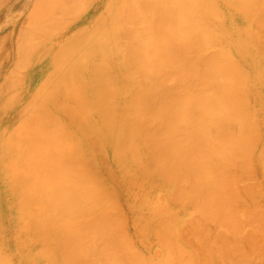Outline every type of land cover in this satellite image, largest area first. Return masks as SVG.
I'll return each mask as SVG.
<instances>
[{"label":"bare ground","instance_id":"obj_1","mask_svg":"<svg viewBox=\"0 0 264 264\" xmlns=\"http://www.w3.org/2000/svg\"><path fill=\"white\" fill-rule=\"evenodd\" d=\"M234 3L241 4L238 5L241 6V8L234 7L237 10H232V8L230 9V6ZM214 4L220 7L222 6L227 12L228 16H230L232 20H234L238 24H241L242 26H246L248 24V20H250V23H252L250 16L251 18L255 17L254 19L256 20V17L259 15L257 18L258 22L255 21L258 26L256 27L254 24L256 28L253 27L254 29H251L257 30L258 27L261 26L259 29L261 30L262 28V30H264V27H262L264 26V12H261L264 11L262 10L264 6H261L264 5V0H0V264H153L154 262L150 263V260L146 257V259L143 260L144 256L140 255L141 252H139V254L135 253L138 248L136 247V249L134 245H132L133 243L131 244V241L128 240L123 234L126 230H123L125 225H123L124 227L122 228V223L124 224L125 222L121 223V221L119 220L116 221L115 219H110V216H113L114 214L112 212L113 209H111L112 213H110L109 205L107 208V204H105V202L107 200L108 202L110 201V196L112 197L113 192L108 189L105 183L102 182L101 184V182H98L100 172L104 170V173L108 171H110L111 173L113 172L112 167L124 166L126 165L128 160L131 159V162H134L133 164L136 170H139L140 174L143 175V178L152 176L149 173L152 174V172H154L157 173V177L158 173H160L159 175L161 178L165 177L166 179H168V177H166L168 174L166 173L170 170L172 172L176 170L175 172L178 171L177 173L179 174V176L178 174H176V176L174 175L175 173H171L173 175H170L172 179L174 176L179 177L180 179V175H184V177H181L182 179L185 178V176H188L187 179L191 176L190 178H192V180L188 179L187 181V179H185L186 182H188V184L192 183L194 184V186L195 184H197V187H192V184H190L191 187L189 186V193H191L193 190L194 192L192 193H199L201 192L200 190H203L202 192L207 191L208 193L206 192V195H208L210 192L217 193L221 190V188H223L226 181L233 180L230 176L228 177L227 175V177L229 178L228 179L226 175L223 174L225 172L224 168H226V174L230 173V175H232L233 177V172L235 170H241V168L238 169L239 167L236 164L241 166L243 164L246 165L253 162L252 158L249 160L252 155H249L248 158V155H246L245 153L248 152L249 154L250 148L253 145L255 146V143L259 142L258 140L261 137L257 134V136L260 138L256 139L257 141L254 138L257 137L256 133L258 132V127H256L255 129V135L250 134V131L248 130L247 131L249 132V134L245 132V127L250 125L248 123H250L253 118H257L255 115H253V113L248 112L250 110L248 108V105L250 104L246 103L248 99L246 100V102L243 101L246 99V97L243 99V95L245 93L243 92V90L242 94L241 90L245 89V86L244 88L238 86L240 85V82L242 83L244 81V79L247 80L246 78H244L246 77V75H244L242 68H238L239 63L236 59L235 61L231 55H229L230 59H232L231 62L233 63L234 60V62H236L234 63V65L237 64L236 66H234L233 64L231 65V63L229 66H227L228 61H230L228 60L229 56H226V59L223 53L222 55L225 58H223V60L228 61L222 62L223 60L220 57L222 56L221 53H219L220 56H217V52L221 51L220 49L222 48H220L219 50L216 49L217 55L215 56L213 54V51H211L213 58L216 56L218 58L220 57L219 59H221L222 61H219L220 65L221 62L223 63L222 67L218 64V59V63L216 65V60L214 61L215 58L213 59L212 55L210 56V54H207V56H205V54L204 57L206 58L204 60V57L202 56L203 53L201 51L202 49L198 48L201 44H203V46H207L204 43H199L200 40L201 42H206V39H203L205 36L204 34H206L204 33V26H206V23L214 25L221 23V18H218V20L213 15L216 12V16L219 17V15H217V9L213 11L211 10L212 13L209 12V9H211ZM244 4L246 5L243 7ZM204 5H209L212 7H207L209 11H204ZM231 7H233V5ZM257 9L261 10H259V12H256L258 11ZM208 14H210L212 18L214 17V22L209 21L211 17ZM251 14H253V17ZM260 16L261 20H259ZM218 26L219 24L217 25V27ZM219 29L220 31L224 30H221V26ZM196 30H200V33L198 31L196 32ZM252 30L248 29L247 31L250 33ZM256 30L252 32L255 33ZM245 31L246 30H244V32ZM258 31L259 30H257V33H255L256 35H252L256 37L259 33ZM226 32H228V30ZM197 33L199 34L197 35ZM222 34L224 35V32ZM246 34L249 35V38L251 37V34ZM202 35L204 36L202 37ZM262 35L263 34H261V36ZM196 36H200V39ZM215 36L217 38L220 37H218L217 35ZM194 37H196L197 39ZM262 37V39H264V35ZM192 38L193 40L191 41ZM253 38L254 37L249 39H252L251 44L254 43ZM196 40H199V44ZM246 40L247 39H245V42ZM213 41H210V43H213ZM194 42L199 45L197 49ZM256 42L258 41L256 40ZM256 42L255 45H258L259 43L256 44ZM259 42L262 43V41ZM248 43H250V41ZM224 45L226 44L224 43ZM203 46L201 45L200 47ZM260 46H262V44ZM254 47L258 48L259 45ZM193 48H195L196 50ZM206 48L210 49V47H204L203 49ZM263 48L261 47L260 49L264 50ZM256 50L258 51V49ZM193 51H195L194 53L199 54L196 55L193 53ZM203 51L205 53V50ZM191 53L192 57L190 56ZM200 53L202 54L200 55ZM225 54L228 55L227 53ZM193 55L196 61H199L197 59L199 55L201 57H199V59L202 60L200 61V64H198L200 67L195 64L198 68L196 69V71L192 68L195 67L194 64H192L193 66L187 65L190 64V62H193L188 61L190 60V58H193ZM209 58H211L213 61H210ZM182 61L184 62V64L181 63ZM205 61L206 63L208 61L209 62L207 64H204ZM180 63L182 66L180 65ZM201 65H205V67L207 65L209 66L207 69V67L205 68L203 66L201 68ZM176 66L178 67L176 68L177 71L175 70L176 74H174V69ZM180 67H183L182 72H178V69H180ZM200 68L201 70H203L201 71L202 75L199 74ZM203 68L206 72H204ZM171 69L173 70V72H166L167 70L172 71ZM230 69H234L236 71V74L233 73L235 71L232 70L231 72ZM157 72L160 73L158 74ZM183 72L184 74L187 73V75L185 76L184 74H182ZM153 73L158 76L155 77ZM166 73L167 75L168 73L170 75L171 73H173L172 75L179 76V79L176 77L177 88L179 87L178 82H186L185 84L180 83L181 89L186 88V91L187 83L190 85L195 79L196 85H194V83L193 86L191 85L190 87L187 85L190 89L193 87L194 89L192 88L193 90H191L195 91V93H197V91L199 92L200 90L203 91L204 89L206 91L207 89L205 86L207 83L208 87H210L211 84L210 88L214 91L209 90L208 88L210 93H204H207V95H204L203 93H197L196 95L192 93L188 88V90L190 91L189 96V91H186L185 93V91H183V89H179V87L178 89L179 91H181L180 93L179 91H175L178 89L174 85L175 81H172L173 76L171 78V76L168 75L170 76V79H166ZM189 73H191L192 75ZM150 74H153L152 76H154V78L151 77L152 79H154L151 82L148 80L150 79L148 77ZM163 75H165L166 77H162ZM188 75L190 76V78L188 77ZM195 75H200L199 79L201 80L202 78V80L204 81L202 82L197 79L196 82L197 76ZM260 75H262V79H264V73L261 74L260 72L259 77H261ZM191 76L194 77V79ZM160 77L161 80L159 79ZM186 77L191 81L189 80V82H187L188 80ZM155 78H158L160 81L156 80ZM213 78H216L217 81H215L216 79L212 80ZM219 79H222L221 82L225 80L227 83L225 81L221 83ZM232 79H234V81H232ZM237 79H239V81ZM142 80H144L145 83ZM146 80H148V83L146 82ZM162 80L164 81L161 82ZM167 80H170L171 83L174 82V84L172 83L171 85L170 83H168L170 84L168 85ZM211 80L215 82L210 83ZM236 80L237 82H239V84H236ZM158 81L159 84L163 85V87L165 88H163L161 85L159 87V84L157 83ZM218 81L220 83H218ZM153 82H155L153 85H155L156 87L151 86L149 88L147 84L149 85V83L152 84ZM201 82H206V84L204 83V85ZM165 83L168 86H166ZM197 83L201 84L198 85ZM219 84H222V86H220ZM197 85L199 87L202 85V87H200V90ZM203 85L205 87L204 89H202ZM73 86L75 87L73 88ZM116 86L118 87L115 88ZM169 87H172L173 90ZM196 88L197 91L195 90ZM69 89L72 90L69 91ZM115 90H118L120 92L123 91L122 93H128L129 97H125L127 96V94H123L122 97L125 98H119L118 100V94ZM130 90H134V92L136 90L135 94L133 92L129 95ZM182 91L185 93V96H183ZM254 91H256V89H254ZM137 92H139L140 94H138ZM177 92H179V94H177ZM247 93L248 92H246L245 96L247 95ZM131 94L134 95L132 96ZM192 94H194L195 96ZM186 95L187 99H185ZM130 96H132V98ZM188 96L190 97V99L188 98ZM245 103L248 107L245 105ZM255 107H257V105H255ZM263 108L264 107H261L262 111H264ZM247 109L249 110L247 111ZM115 111L119 112V115L121 116L120 121H118L116 117H114L116 113ZM148 111L150 112L148 113ZM250 111H252V109ZM255 111L256 110H254V112ZM153 113H155V115L157 114V116L154 117ZM244 113H248V119L244 118ZM147 114H150V116H152L153 118H147ZM258 115L259 114H257V116ZM261 115L262 114L260 113V116ZM248 116L246 115V117ZM251 116L254 117L252 118ZM149 118H152V120H154V123L149 120ZM254 119L252 121H259L258 119ZM148 121H151L150 123H152V128L151 124L148 123ZM155 122L158 124L155 129H163L162 131L160 130L161 132L158 131L159 134H154L156 132V130L154 129V125L156 126ZM236 122H238L241 127H239ZM235 123L237 125V132L239 128L241 131V134L237 133V135L239 134L238 139L234 138V135L236 134L231 133V131H233V127H235L233 126V124L235 125ZM159 124H163V128L161 125V128H159ZM148 127L149 129H147ZM150 128L152 130L154 129L155 132H152ZM248 129L250 130L253 128L248 127ZM147 130H149V132L154 135H151L150 133L148 134ZM253 132L251 130V133ZM183 133L186 134L188 141L184 138H181ZM245 135L254 136V139L251 136L248 138L249 140L250 138L255 140L254 144H252L253 141H249L248 139H246ZM178 137L179 141L176 142L174 139ZM183 139L188 142L187 145H185L186 142H184ZM147 140L149 142H147ZM182 140L184 143L180 142ZM146 142L150 144V148H153L152 150L149 149L150 151L146 150L149 153H145L146 156L150 154L151 160H149V157L148 159H146L149 160V162L152 161L151 164L153 168L148 167L149 164L148 166H146L145 163L143 165V161L140 158L142 157V155L143 158L146 157L144 153H142L141 155L136 154V150L139 147L141 148V145L144 143L146 146ZM219 142H221L222 144H219ZM249 142H251V144ZM152 144L157 148L154 149L155 146L152 147ZM190 144L193 145L190 146ZM262 145L263 143L261 142V146ZM253 147L251 149H253ZM255 148L256 146L254 147V150ZM137 155H140V158ZM262 157L264 158V156ZM247 159L248 162L246 161ZM259 161H261V159ZM235 165L238 168H235ZM231 168L232 170L234 168L232 174L231 172H229L231 171ZM198 169L199 171H197ZM203 169H207V171H204ZM179 170H182L184 174L182 173V171H180V174ZM200 170L204 171L203 173H211L207 174L208 177L204 174L208 178H206L207 181H204L205 176L203 175V173H200ZM195 171L197 172V174L200 173L199 176L195 175ZM221 171L223 173H221ZM214 173H217V176ZM247 173L250 174V172L248 171ZM253 173L251 175H253ZM108 174L106 173L107 177ZM201 174L203 177L201 176ZM213 174L215 175V177ZM223 175H225V178H222ZM237 175H239V173ZM113 176L116 178L115 175ZM200 176L203 178V180ZM109 177L111 178V174ZM197 177L200 180H197ZM218 177L222 180H226L227 178L226 181L223 180L224 182H222V187H219V185L222 183L221 180H217ZM238 177H240V175ZM127 179L131 181V179ZM189 180L191 181L189 182ZM194 180L196 183H193ZM175 181L176 178L172 182ZM218 181L220 182L218 183ZM231 181H228V183L231 184ZM211 182L214 183V186H216L215 188H211L212 186H209L212 185ZM205 184L206 187L200 188V186H205ZM235 185L237 188V182H235ZM208 186L209 190L214 189L215 191H209ZM227 186L226 189H229V187L227 188ZM233 186H230V189ZM248 187L249 186L245 187L247 188L245 189L246 191L248 190ZM184 188L185 187L183 186V190ZM254 188L255 185L251 189ZM223 189L225 190V186ZM223 189L221 190L222 192H218L217 195H224L225 193L228 194V191H224ZM233 189L234 187L232 188V190ZM126 190H128V188ZM180 190L178 188L179 192H183L181 188ZM239 190L240 189H238V191ZM245 190L243 192H245ZM97 192L98 194H96ZM182 194L181 196H183ZM249 194L247 198H250L253 195L251 193V195L249 196ZM193 195L194 194H191V196ZM235 195H227L226 197L230 198L233 196L235 199ZM243 195L244 194H242V196ZM254 195H258V192ZM103 196H105L106 199H109H105V201ZM184 196L186 197V194ZM213 196L215 195L212 194L211 196H209L207 201H205L206 199H204L203 197L199 198V200L202 199L201 201H203V203L200 201L199 205H193H198L201 207H199L201 210H197V213L201 211V215L205 213L217 219L221 217L224 218L225 214H230V216H232L231 212H237L236 209L234 211H231L233 207L230 208V203H234L232 201L233 197L230 198V202L228 201L229 198L227 199L229 203L227 205V203H222L223 199H219L221 200V204L217 202L219 200L215 201L216 203L210 201L209 199L211 197V199H213ZM237 196L239 197L238 194ZM195 197L196 196L194 195L193 197H191V199ZM197 197H199V195ZM175 198L176 197H174V199ZM179 198H176L175 200L178 199L179 202ZM187 198L189 197H186L185 200H188ZM182 199H180V202ZM195 199L193 200L197 202L198 199ZM236 199V202H238V200H240V197L239 199ZM103 200L105 201L104 203ZM161 200L163 199L161 198ZM173 200L171 199L170 203ZM209 202H212L213 206L215 204V207L217 203L220 207L222 206V204L227 205L226 207L228 208H224L225 206H222L223 210H221L225 214L223 212L219 213L217 210L213 212L214 210L212 209H214V207L212 206V203H210L211 205L209 206H212L213 208L207 206ZM224 202L226 201L224 200ZM249 202L245 203L247 205V208H249ZM110 203L113 202L110 201ZM159 204L158 206L155 205L154 209L158 208L160 206ZM203 204L207 205L204 206ZM96 206H100L106 212H104L100 207H98L100 208V210L95 209ZM233 206L236 207V205ZM151 207L153 206L151 205L150 209ZM168 207L169 206H166V208ZM220 207L218 208L221 209ZM117 208L119 207L117 206ZM197 208L198 207H196V209ZM208 208L212 209L209 210ZM240 208L242 209V207ZM92 209L94 210V212ZM207 209L210 212H213V214L211 215L207 213ZM225 209L228 210L227 213ZM91 210L94 214L99 213V215L95 214V216L94 214H92ZM96 210H102L101 212L103 213L98 211L95 212ZM107 210L109 216L107 215ZM184 210L186 211V209ZM229 210L231 212H229ZM158 211L156 214L159 216L160 213ZM164 211L162 212L165 213L166 211ZM244 211L245 210H243V212ZM249 211L250 210L246 212ZM154 212L156 211L154 210ZM216 212L218 213V217L214 216L216 215L214 214ZM253 213L255 214V212ZM219 214H221L220 217ZM238 214L236 215L237 217L234 216L235 214L233 215V217L237 219ZM254 214L251 215L250 212L248 217L250 218V215L254 216ZM157 215H155L154 217L156 218ZM163 216L165 218L167 217L164 214ZM163 216H161L160 218H163ZM230 216H226L227 222L229 218L231 219ZM114 218L116 217L114 216ZM165 218H163V220ZM204 218L200 219L203 220ZM246 218L245 222H247ZM168 219L169 221L171 220L169 217ZM200 219L196 218L197 221H199ZM155 220H152L150 224H152ZM196 220H194L193 218V220L190 219L188 222L192 221L193 225H191L194 226V222H196L195 225L198 223ZM213 220L215 221V219ZM241 220L242 218L239 221ZM164 221L165 222L162 221V224L165 223L163 225L169 227L165 228L166 230H164L167 232L170 229L171 232L172 230L170 224L172 220L170 222L168 221V225L166 224V220ZM222 221H224V219H221L220 223H222ZM157 222H159L160 224V221ZM206 222L207 221H205V224ZM229 222L234 221L232 220ZM229 222L226 224L227 226H230L232 224L231 223L229 225ZM220 223L217 224L220 225ZM224 223L225 222H223V224ZM236 223H238V225H241L238 221ZM199 224L201 226V223H198L197 225L199 226ZM139 225L141 226V224ZM187 225L188 227H190L189 224L184 225L185 229L183 232H193V229L191 228L192 226L188 228ZM232 225L235 224L233 223ZM157 226L158 224L156 225V227ZM200 226L199 228H203ZM231 227L235 228L237 226H230V229ZM240 227H242V225ZM162 228L163 227L159 229ZM122 230L123 233H121ZM195 230L196 232L191 233L193 237L191 236V234L187 233L188 237L186 238L185 234L184 237L188 240V242L189 240H192V238L195 241H191L189 242V244L187 242L188 245H186L189 246L190 243L191 245L192 243H199L197 244L198 248L194 247L195 250L197 248V251L201 250L200 247L202 246L204 248L205 243H207V246L209 247L210 245L207 240H209L211 235L206 240V236L200 235V233L203 230L201 234H206L210 229H206L207 231L205 232V228L197 230L196 226V229H194V231ZM233 231L235 232L237 231V229H233ZM233 231L231 232L233 233ZM221 232L223 231H220V233ZM153 233L155 234V232ZM195 233H199V237L197 235V237L194 238V236H196ZM220 233L218 232V236H220V238H217V235L214 233L215 238L218 239V242L221 241L219 239L223 238V241H221V243H225V240L228 237H224L225 233L223 234V237H221V235H219ZM238 233H240V231ZM252 233L253 232H251L250 234L253 235ZM120 234L121 236L119 237ZM166 234L168 235V232ZM206 235L208 236L209 233ZM241 235L239 236L241 237ZM122 236L125 238H123ZM169 236L171 237L172 234L166 236L170 240L171 238ZM173 236L172 240H175ZM179 236L181 237L182 235ZM234 236L233 241L235 239L237 240V238ZM189 237L192 238L190 239ZM201 237L202 239H204L205 237V240H202ZM128 238L130 239V237ZM161 238L160 240H162ZM185 238L184 240H182L183 244L186 243ZM217 239H213L212 237L211 240L210 238V244H212V242L215 240L216 246L218 248H220L221 246L220 249L225 248V252L233 248L232 245L230 248H227L229 247L227 245L225 247H222L223 245H221L220 242V246H218L219 244H217ZM169 240L167 241L169 242ZM252 240L250 241L249 239H247V241H250V243L252 242ZM203 241L204 245L201 244L203 243ZM241 241L242 240H239V243L238 241L234 242L242 244L243 241ZM141 243L143 244V242ZM170 243L172 242H169V245L171 246ZM214 243L213 245H215ZM257 243L259 244V242ZM166 244L167 242H165L164 245ZM172 244H175V242ZM245 244L247 245V243ZM213 245H211L212 250L214 249V247H212ZM228 245L230 244L228 243ZM172 246L174 247V251L175 249H178L177 245L176 247L175 245ZM207 246H205V248L209 249L210 247L208 248ZM248 246H250V244ZM173 247H170L169 251H171ZM217 247H215V249L213 250V252L216 250L218 254L217 257L216 254H212L214 257H216V259H219L218 257L221 258V256L225 257L223 255L226 254V258L230 259L231 255L235 256L234 254L242 252L240 251V249L238 250V248L234 246L235 249L233 248L231 253L236 251L235 253L228 255V253H223L221 250V253H223L222 255L220 254V249H217ZM7 248L10 252L9 255L6 254ZM211 248L209 249L210 252L207 251V253H212ZM251 249H253V247H251ZM178 250L175 251V254H172L176 255L178 253ZM197 251L195 253H197ZM204 251L205 249L203 250V253ZM201 252L202 251L198 252L195 255V260H198L199 256L197 255L199 253L203 255V253ZM207 253L205 252V254ZM180 254H182L183 256V252H181ZM237 254L235 256V259L233 258L234 260H236ZM212 255H203V258L204 256L209 258L212 257ZM242 255L245 256L246 254L243 253ZM177 256L174 257L177 258ZM246 256L248 257L249 255ZM262 256H264V254ZM214 257L211 258L213 263L210 258L206 259V261H211V264L217 263L216 261H218L217 264H219L220 262H222L221 260H224V262L225 260L229 261L226 258L216 260ZM242 257H238L239 261L244 258ZM181 258L182 257L180 255V258L178 257V259H175V262L177 260L179 262ZM248 258H246L245 260H247ZM185 259L186 258L184 257V260ZM251 259H249V261H252ZM146 260H148L149 262H146ZM257 261L258 260H256L255 262ZM175 262L173 263L175 264ZM236 262L238 261L236 260ZM239 263L243 264L242 262ZM200 264H202V262ZM205 264H210V262H206ZM250 264H252V262Z\"/></svg>","mask_w":264,"mask_h":264},{"label":"rangeland","instance_id":"obj_2","mask_svg":"<svg viewBox=\"0 0 264 264\" xmlns=\"http://www.w3.org/2000/svg\"><path fill=\"white\" fill-rule=\"evenodd\" d=\"M236 3H234V4H232L233 5V7H231L230 6V9L232 8V10L234 9V10H237V9H235L236 7H240L241 8V6H238V5H241V4H236ZM246 4H244L243 5V7L245 6ZM262 7L264 6V5H261ZM211 8L212 6H206V5H204V11H206V10H208V8ZM235 7V8H234ZM242 7V8H243ZM219 8V9H218ZM217 9V10H216ZM210 10V11H209ZM208 11L209 12H211L212 13V11L213 10H216L217 11V15H219V17L218 16H216V12L213 14L214 15V17H216L217 19L218 18H221V23H218L219 24V26L217 27V25L218 24H216V25H214V24H210V23H206V26H204V33H206V34H204V35H202V37L204 36V38L203 39H206L205 41L206 42H204V41H202L201 42V40L199 41V40H196L197 41V43H198V41H199V43L201 44V43H204V44H206L207 46H203V44H201L203 47H200L199 45H197L195 42H194V44L196 45V49H197V47L199 48V49H202L201 51H202V53H200V55L202 54V56L204 57V55L205 56H207V54H210V56L212 55V53H211V51H213V54H214V56L215 55H217V53H218V55L217 56H220V54L219 53H221V55H222V53H223V55L225 56V58L227 59V57L229 56V55H231L233 58H234V60L236 59L237 60V62L240 64H238V68H242V70H243V73H244V75H246V77H244V78H246L247 80H245L244 79V81L241 83L240 82V85H238L239 87H243L244 88V86H245V89H240L241 90V92L243 91L245 94H246V92H248L247 93V95L245 96V94L243 95V99L246 97V99L245 100H243L244 102H246V100L248 99V101H250V102H246V103H248V104H250V105H248L247 106V104L245 103V105L251 110L252 109V111H250L249 109H247V111L248 112H251V113H253V115H255L257 118H255L256 120L258 119L259 121H252L254 118V116L252 117V118H250V119H252L251 121H250V123H248V124H250L249 126H246L245 128V132L247 133V134H249V132L248 131H250V134H254L255 135V133H256V127H258L257 129H258V132L256 133V136H257V134L261 137H254V136H251L252 138L254 137L255 138V140L256 139H258V138H260L258 141L259 142H257V143H255L256 145V148H255V150H254V147H253V149H251L250 148V150H249V154H248V152H246L245 154L246 155H248V158H249V155L251 156L252 155V157H250L249 158V160L252 158V163H248V164H243V165H238V164H236L235 166V168H238V169H240L241 168V170L239 171L238 169V171H234V168H233V170H232V168H231V171H229V172H231V174H232V171H234L233 173H234V176L232 177V175H230V173L229 174H226V168H224V173L221 171V173H223V174H225L226 175V177H227V175H228V177L230 176L233 180V183H232V181L231 180H228V181H231L230 183L231 184H229L228 183V181H226L227 180V178H226V180L225 179H223L224 181H226L225 183H227L228 184V186H227V184H225L224 183V186H225V190L226 191H228V194H226L224 191V186H223V183L222 182H224L222 179H219V177L217 178V180L219 179V180H221V183L222 184H220L219 185V187L222 185L223 186V188H221V190L223 189L224 191V193L226 194V196L227 195H232L233 194V196L235 195V199L236 198H238L239 199V197H240V200H238V202H236V200L234 199V197H233V199H232V201L234 202V203H230V208H232L231 209V211L233 210H237V212H235V213H233V212H231L230 210H229V212H231V214H232V216H230V214L229 215H227V214H225L223 211H221V210H223V207L222 206H225L224 208H228V207H226L229 203H228V201L229 200H231L230 198H232V197H226L225 196V194L224 195H222V194H219V195H217V193L218 192H222L221 190L220 191H218L217 193L216 192H210L208 195H206V192L204 191V192H202L203 190H200L201 192H197V193H192V192H194V190L191 192V193H189L190 192V187H191V185L190 184H192V183H190V184H188V182H186V180L185 179H187V177L185 176V178H181L182 176L184 177V175H180L181 177H180V179H179V177H176L177 175L176 174H178L177 172H175L174 170V172H172L171 170L169 171V172H165L166 174H168L166 177H168V179H166L165 177H160V173H158V177H157V173H154V172H152V174L151 173H149L150 175H152V176H149L148 178H146V177H144L143 178V175H141L140 174V172H139V170L137 171L136 170V168H135V166H134V162H131V159H129L128 160V162L126 163V165H124V166H114V167H112V170H113V172H111L110 173V171H108V172H106L107 174H108V177H107V175H106V173H104L105 171L104 170H102V172H100V175H99V177H98V182H101V184H102V182L103 183H105V185H107V187H108V189L111 191V192H113V194H112V197L110 196V201L111 202H113V203H110V201L108 202V200L107 199H109V198H105V196H103V198H104V200L106 201H104L103 200V203L105 202V204H107L106 206H107V208H108V205H109V212L110 213H114L113 214V216H110V219H112V220H116V221H121V223L122 222H125L124 224L122 223V228L124 227L123 225H125V227H124V229L123 230H126V231H124V233H123V230L121 231V233H123L124 235H125V237L128 239V240H130L131 241V244L132 245H134V247L137 249V251L135 252V253H137V254H139V252H141L140 253V255L141 256H144V258H143V260H145L146 258L147 259H149L150 260V263L152 262H154L153 264H174L173 262H175V259H178V257L180 258V255H181V260H179V262H178V260L175 262V264L177 263V264H200L201 262H202V264H205L206 262H210V264H211V258H213L214 256V254H216V257H217V252H216V250L213 252V250L215 249V247H217L216 246V241H215V243H214V241L212 242V244H210V238H211V240H212V237H213V239H217L218 237L220 238V236H218V232L220 233V231H223V232H221L219 235H221V237H223V234L225 235L224 237L225 238H227L226 240H225V243H221V241H223L222 239H219V240H221V241H219L220 243H221V245H223L222 247H225L226 245L227 246H229V247H227V248H230L231 247V245L233 246V248L235 249V247L236 248H238V250L240 249V251H242L243 253H245L246 255H249L248 257L246 256V258H248L247 260H245L246 258H245V256H243L242 254V252H239L238 254L239 255H241V256H239L237 253V258H236V260L238 261V262H236V260H234L235 259V256H236V254H234L235 256H232L231 254H233V253H235V252H232L231 253V251H232V249L230 250L229 249V251L227 250L226 252L224 251L225 250V248H223V249H220L221 248V246H220V244H219V242H218V239H217V244H219L218 246H220V248H218L217 247V249H220V254H222L223 255V253L225 252V253H228V255H231L230 256V259H228V258H226V256H227V254L226 255H223V256H225V257H222L221 256V258L223 259H228L229 261H227V260H225V262H224V260H221V258L220 257H218L219 259H216V257H214L216 260H221L222 262H220L221 264H230V263H232V264H234V263H236V264H240L239 262H242L243 264H244V261H245V264L246 263H248V264H250L251 262H252V264H264V256H262L263 254H264V250H263V248H264V241H262V240H264V158L262 157V156H264V152H263V149H264V114H263V112L264 111H262V109H261V107H264V79H262V75H260L261 77H259V74H260V72H261V74H263L264 73V50H261L260 48L262 47L263 48V40L264 39H262L263 37V35H264V30H262V28H261V30L259 29L261 26H259L258 27V29L257 30H259L258 32V35L255 37V36H253L252 34H255V33H257V30H256V32L255 33H253L252 31H255V30H252L251 28H256L257 26H258V24L256 23V22H258L257 20V18H258V16L256 17V20L254 19V18H251V16H250V19H251V21H252V23H250V20H248V24L246 25V26H242L241 24H238V23H236L234 20H232L231 18H230V16H228V14H227V12L225 11V9L221 6H217V5H215L214 4V6L211 8V9H209ZM212 10V11H211ZM221 10V11H220ZM258 10V9H257ZM259 10H261V9H259ZM259 10L258 11H256V12H259ZM262 10H264V8L262 9ZM261 12H264V11H261ZM260 12V13H261ZM207 13V12H206ZM210 13V14H211ZM210 14H208L210 17H211V19L209 20V21H211V22H214L213 20H214V17L212 18V16L210 15ZM223 14H225V15H223ZM257 14H259V13H257ZM252 15V17H253V14H251ZM262 15V14H261ZM224 18H226V19H224ZM253 19V20H252ZM219 20V19H218ZM259 20H261V16L259 17ZM217 21V20H216ZM256 21V22H255ZM231 23V24H230ZM226 24V25H225ZM254 24H255V26H254ZM249 25H251V26H249ZM210 26V27H209ZM212 26H214V27H212ZM220 26H221V30L222 29H224V30H222V31H220ZM231 26V27H230ZM218 29H217V28ZM227 27V28H226ZM237 27V28H236ZM262 27H264V26H262ZM207 28H210V29H207ZM216 28V29H215ZM226 28V29H225ZM234 28V29H233ZM253 28V29H254ZM215 29V30H214ZM239 29V30H238ZM242 29V30H241ZM252 30L250 33L247 31V30ZM211 30V31H210ZM228 30V32H226ZM244 30H246L245 32L246 33H248V34H251V37L250 38H252V37H254L253 39L255 40H253V42L254 43H252L251 44V41H252V39L251 40H249L250 38H249V35H247L245 32H244ZM198 30H196V32H197ZM234 31V32H233ZM199 33H200V30L198 31ZM210 32H212V33H210ZM224 32V35L222 34ZM237 32V33H236ZM240 32H241V34H240ZM199 33H197V35L199 34ZM215 33V34H214ZM230 33V34H229ZM263 34L262 36H261V34ZM238 34V35H237ZM196 35V34H195ZM214 35V36H213ZM215 35H217L219 38H217ZM224 37H223V36ZM226 35V36H225ZM256 35V34H255ZM201 36V35H200ZM200 36L198 37V36H196L197 38H199L200 39ZM222 36V37H221ZM240 36H244L243 38L242 37H240ZM260 36V37H259ZM196 37H194V38H196ZM215 37H216V39H215ZM226 37V38H225ZM234 37H236V38H234ZM196 38V39H197ZM224 38V39H223ZM234 38V39H233ZM256 38V39H255ZM215 39V40H214ZM218 39H220V40H218ZM226 39H227V42H226ZM230 39H232V40H230ZM245 39H247L246 40V42H245ZM262 39V40H261ZM193 40V38L191 39V41ZM214 40V41H213ZM236 40V41H235ZM256 40L258 41V42H256ZM210 41L212 42L213 41V43H210ZM220 43H218V42ZM235 41V42H234ZM250 41V43H248ZM259 41H262V43L261 42H259ZM217 42V43H216ZM230 42V43H229ZM238 42V43H237ZM243 44H242V43ZM255 42H256V44L257 43H259L258 45H259V47L258 48H255L254 46H258V45H255ZM192 43V42H191ZM198 43V44H199ZM224 43L226 44V45H224ZM237 43V44H236ZM246 43V44H245ZM262 44V46H260L261 44ZM213 44V45H212ZM232 44V45H231ZM194 45V46H195ZM212 45V46H211ZM221 45V46H220ZM240 45H242V46H240ZM214 46H215V48H214ZM220 46V47H219ZM240 46V47H239ZM204 47H210V49H203ZM213 47V48H212ZM227 47V48H226ZM212 48V49H211ZM220 48H222V49H220ZM238 48V49H237ZM193 49H195V48H193ZM195 49V50H196ZM198 49V50H199ZM216 49H220L221 51H219V52H217L216 53ZM226 49H227V51H226ZM228 49H230V50H228ZM256 49H258V51L256 50ZM264 49V48H263ZM203 50H205V53H204V51ZM214 50H215V52H214ZM217 50V51H218ZM223 50V51H222ZM239 50V51H238ZM244 50V51H243ZM256 50V51H255ZM231 51V52H230ZM241 51H242V53H241ZM248 51V52H247ZM195 51H193V53H194ZM198 52V51H197ZM208 52V53H207ZM210 52V53H209ZM254 52V53H253ZM225 53H227L228 55H226ZM249 53V54H248ZM194 54H196V53H194ZM199 53H197L196 55H198ZM238 54V55H237ZM240 54H242V55H240ZM251 54V55H250ZM200 55L198 56V60L199 61H196V59L194 58V55H193V58L191 59L190 58V60H188V61H193V62H190V64H187V65H191V66H193L192 64H196V65H198V64H200V61H202L201 59H199V57H200ZM223 55L222 56H220L221 57V59L223 60ZM244 55V56H243ZM191 57H192V53H191V55H190ZM214 57L213 58V55H212V58L214 59V61L216 62V65H217V63L220 65V61L219 60H221V59H219L218 57ZM227 56V57H226ZM202 57V58H203ZM258 57V58H257ZM201 58V57H200ZM205 58L206 57H204V60H205ZM224 58V59H225ZM229 59L228 60H230V61H228V60H221L222 62H224V61H228V63H227V66H229L230 65V63H231V65L233 64L234 65V63H236V62H234V60H233V63L231 62V60L232 59H230V56L228 57ZM244 58V59H243ZM256 58V59H255ZM210 59V61H213L211 58H209ZM217 59H218V62H217ZM255 59V60H254ZM208 60V59H207ZM206 60V61H207ZM235 60V61H236ZM239 60V61H238ZM194 61H195V63H194ZM206 61H205V63L204 64H207L206 63ZM199 62V63H198ZM221 62V67H222V63ZM243 62V63H242ZM247 62V63H246ZM257 62V63H256ZM182 64H184V62L182 61L181 62ZM181 63H180V65H181ZM213 63V62H212ZM250 63H251V65H250ZM255 64V65H254ZM178 65V64H177ZM179 65V66H180ZM196 65H195V67H192L193 68V70L195 69V71H196V69H198L197 67H196ZM209 65H210V63H209ZM209 65H207L206 67H207V69H208V66ZM237 64H235L234 66H236ZM254 65V66H253ZM182 66V65H181ZM184 66V65H183ZM199 66V65H198ZM202 66L203 67H205V65H201V68H202ZM224 66H225V64H224ZM233 66V67H234ZM178 66H176L175 67V69H174V74H176L175 73V70L177 71V68ZM200 67V66H199ZM205 67V68H206ZM174 68V67H173ZM172 68V69H173ZM183 68V67H182ZM181 67H180V69H178V72H182L183 71V69H182ZM201 68H200V75H202V73H201V71H203V70H201ZM228 68H230V67H228ZM232 68V67H231ZM259 68V69H258ZM171 69V70H172ZM204 69V68H203ZM169 70V69H168ZM166 71V72H173V70L172 71ZM192 70V71H193ZM233 71H235L234 69H232ZM232 70L230 69V71L232 72ZM229 71V70H228ZM263 71V72H262ZM198 72V71H197ZM204 72H206L205 71V69H204ZM156 73V72H155ZM158 73V72H157ZM160 73V72H159ZM158 73V74H159ZM164 73V72H163ZM186 73V72H185ZM233 73H235L236 74V71L235 72H233ZM257 73H258V75H257ZM154 74V73H153ZM153 74H150L148 77L150 78V79H148L150 82L152 81V80H154V79H152L151 77H153L154 78V76L155 77H157L158 75H155L154 74V76H152ZM162 74V73H161ZM165 74V73H164ZM173 73H171V75L168 73V75H170L171 76V78H172V76H173V80L172 81H175V84H174V82H172L174 85H175V87L177 88V84H176V77L178 78L179 76H175V75H172ZM178 74V73H177ZM182 74H184V72L182 73ZM181 74V75H182ZM189 74H191V73H189ZM232 74V73H231ZM235 74H233V75H235ZM166 75H167V73H166ZM167 75V77L165 76V75H163L162 77H166V79L167 78H169L170 76H168ZM180 75V74H179ZM185 76L187 75V73L186 74H184ZM192 75V74H191ZM199 75V76H200ZM195 76H197V75H195ZM199 76H197V78H196V82H197V79H199L200 77ZM188 77L190 78V76L188 75ZM192 77V76H191ZM143 78V77H142ZM175 78V79H174ZM187 78V77H186ZM193 79H194V77H192ZM191 78V79H192ZM156 79V78H155ZM160 80H161V77L159 78ZM158 78L156 79V80H159ZM164 79V78H163ZM170 79V78H169ZM179 79V78H178ZM177 79V80H178ZM182 79H183V77H182ZM216 79V78H215ZM214 78L212 79V80H215ZM260 79V80H259ZM148 80H146V82L148 81ZM159 80V81H160ZM187 82H189V80L190 79H188L187 78ZM200 80V79H199ZM198 80V81H199ZM210 81V83L211 82H215V81H217V79L215 80V81ZM221 80L222 79H219V81L221 82ZM238 81H239V79H237ZM237 80H236V84L238 83L239 84V82H237ZM143 82H144V80H142ZM159 81L157 82L158 84H159ZM164 80H162L161 82H163ZM168 82H167V84L168 83H170L171 85H172V83H171V81L170 80H167ZM180 81H181V79H180ZM183 81V80H182ZM191 81V80H190ZM200 81H204V80H202V78H201V80ZM218 81V83H220ZM225 80H223L222 82H224ZM232 81H234V79H232ZM242 81V80H241ZM246 81V82H245ZM251 81V82H250ZM201 82V83H202ZM207 82V81H206ZM206 82H204L205 84H206ZM221 82V83H222ZM226 82V81H225ZM250 82V83H249ZM145 83V82H144ZM148 83V82H147ZM146 83V84H147ZM155 82H153L152 84H150L149 83V85L147 84V86H149V88L151 87V86H154V87H156L155 85H153ZM181 83V82H180ZM180 83L178 82V85H179V87H180ZM186 83V82H185ZM185 83H181V84H185ZM193 83H194V85H196V83H195V79H194V81L192 82V84H188L187 83V85L190 87L191 85L193 86ZM200 83V84H201ZM204 83H202V84H204ZM209 83V84H210ZM227 83V82H226ZM255 85H254V84ZM157 84V85H158ZM166 84V83H165ZM166 84V86H168V85H170V84H168L167 85ZM198 84V83H197ZM200 84H198V85H200ZM204 84V85H205ZM208 84V83H207ZM207 84H206V89L208 90V88H209V90H213V89H211L210 87H211V84H210V87H208L207 86ZM213 84V83H212ZM224 84V83H223ZM241 84H243V85H241ZM244 84H246V85H244ZM252 84H253V86H252ZM160 85L161 84H159L158 86L160 87ZM186 85V87H187V90L186 91H189L188 90V86ZM197 85V86H198ZM204 85H203V88L202 89H204L205 87H204ZM220 86H222V84H219ZM249 85H250V87H249ZM258 85V86H257ZM157 86V87H158ZM162 87H163V85H161ZM183 86V85H182ZM219 86V87H220ZM257 86V87H256ZM75 86H73V88H74ZM118 86H116L115 88H117ZM161 87V88H162ZM175 87H173V88H175ZM178 87V88H179ZM194 87H196V86H194ZM199 87V86H198ZM200 87H202V85L200 86ZM199 87V90L201 89ZM236 87H237V85H236ZM239 87H238V89H239ZM163 88H165V87H163ZM170 88V87H169ZM177 88V89H178ZM193 88V87H192ZM191 88V89H192ZM260 88V89H259ZM170 89H172V87L170 88ZM179 89H181V87L179 88ZM179 89L178 90H175V91H179ZM183 89V88H182ZM181 89V90H182ZM186 89V88H185ZM185 89H183V91H185ZM190 89V88H189ZM190 89V91L192 92V93H194V94H196L197 95V93L198 94H204L205 92H208V93H210V91L208 90H206L205 91V89L202 91V90H200V91H202V92H198L197 91V88L195 89L196 91H197V93H195V91H192ZM254 89H256V91H254ZM259 89V90H258ZM70 90H72V89H69V91ZM173 90V89H172ZM239 90V91H240ZM246 90V91H245ZM250 90V91H249ZM116 92H117V94H118V100H119V98H125V97H129L128 96V93H122V92H120V91H118V90H115ZM114 91V92H115ZM127 91V90H126ZM137 91H138V89H137ZM182 91V92H183ZM186 91H185V93H186ZM190 91L188 92V94L190 93ZM214 91V90H213ZM252 91V92H251ZM120 92V93H119ZM134 92V90H130V92H129V95H130V93H133ZM135 92H136V90H135ZM135 92H134V94H135ZM140 92H141V90H140ZM158 92V91H157ZM180 93H181V91H179ZM179 92H177V94H179ZM212 92V91H211ZM243 92H242V94H243ZM138 94H140L139 92H137ZM137 93H136V96H137ZM184 92L182 93L183 94V96H185L184 94H185ZM257 93V94H256ZM123 94H127V96H125V97H122L123 96ZM133 94V95H134ZM176 94V93H175ZM181 94V95H182ZM187 94V95H188ZM194 94H192V95H194ZM258 95V96H256V95ZM132 95V94H131ZM132 95V96H133ZM187 95H186V98L185 99H187ZM204 95H207V93L206 94H204ZM132 96H130L131 98H132ZM136 96H134V97H136ZM189 96H190V94H189ZM188 96V98L190 99V97ZM195 96V95H194ZM193 96V97H194ZM193 97H191V98H193ZM183 98V97H182ZM251 98H252V100H251ZM258 99V100H257ZM189 101V100H188ZM259 101V102H258ZM185 102V101H184ZM261 102H262V104H261ZM258 103V104H257ZM255 105H257V107H255ZM259 105V106H258ZM254 106V107H253ZM246 107V108H247ZM259 110H258V109ZM153 110V109H152ZM254 110H256L255 112H254ZM263 110H264V108H263ZM151 111V110H150ZM150 111H148V113L150 112ZM116 113H115V116L114 117H116V119L118 120V121H120V119H121V116L119 115V112H117V111H115ZM153 112V111H152ZM155 112V111H154ZM257 112V113H256ZM156 113V112H155ZM155 113H153L154 114V117H156L157 116V114L155 115ZM260 113L262 114L261 116H260ZM151 114V113H150ZM150 114L147 116V118L148 117H152V116H150ZM245 115H243V116H245L244 118H249V116H248V113H244ZM257 114H259L258 116H257ZM246 115L248 116V117H246ZM250 115V114H249ZM117 116H120V117H117ZM153 118V117H152ZM152 118H149V120H151L153 123H154V120H152ZM242 118V117H241ZM249 119V120H250ZM254 119V120H255ZM260 119H262V120H260ZM148 120V119H147ZM159 120V119H158ZM157 120V121H158ZM150 121V122H151ZM149 121H148V123H150ZM239 122V121H238ZM238 122H236L237 123V125H239V123ZM236 123H235V125L233 124V126H235V127H233V126H231V127H233V131H231V129H230V131H231V133H234V134H236L237 135V133H239V134H241V131H240V128H239V130H238V132H237V125H236ZM151 124V128L153 127L152 126V123H150ZM155 124H156V126L154 125V129H155V127H157V123L155 122ZM254 126H252V125ZM161 124H159V126H160ZM148 126H149V124H148ZM162 126V128H163V124L161 125ZM161 126L159 127V128H161ZM239 127H241L240 125H239ZM248 127H251V128H253V129H248ZM259 127H260V129H259ZM150 128V129H151ZM147 129H149V127L147 128ZM154 129L152 130V132L154 131ZM235 129H236V131H235ZM150 130V131H151ZM156 130V132L154 133V134H156V133H158L159 134V132L158 131H162L163 129H155ZM248 130V131H247ZM251 130H252V132L253 133H251ZM148 131V134L150 133L149 132V130H147ZM160 131V132H161ZM183 132V131H182ZM261 134H260V133ZM245 133V134H246ZM147 134V135H148ZM151 134V133H150ZM154 134H151V135H154ZM157 134V135H158ZM179 134V133H178ZM238 134V135H239ZM163 135V134H162ZM176 135V134H175ZM174 135V136H175ZM236 135H234L235 137V139H238V135H237V138H236ZM150 136V135H149ZM179 136V135H178ZM233 136V135H232ZM246 136V135H245ZM250 136H246L245 138L246 139H248ZM180 137V136H179ZM179 137L178 138H175L174 140L176 141V142H178L179 141ZM240 137V136H239ZM263 137V138H262ZM181 138H184V139H186L187 140V136H186V134H184L183 133V135L181 136ZM253 138V139H254ZM183 139V140H184ZM253 139H251L250 138V140L249 141H253V143L252 144H254V142H255V140H253ZM181 140V139H180ZM183 140L182 141H180L181 143L183 142ZM188 141V140H187ZM187 141H185L184 140V142H186L185 143V145H187ZM257 141V140H256ZM147 142H149L148 140H147ZM146 142V143H147ZM183 142V143H184ZM261 142L263 143V145L261 146ZM150 143H151V141H150ZM250 144H251V142H249ZM154 144V143H153ZM152 144V145H153ZM219 144H222L221 142H219ZM144 145V146H143ZM149 145L150 144H146V146H145V143L144 144H142L141 145V148L139 147L136 151V154H142V153H144V155L146 156V154L147 153H149V152H147V151H150V150H152L153 148H150L149 147ZM183 145V144H182ZM193 144H190V146H192ZM155 145H153L152 147H154ZM259 146V147H258ZM262 148H261V147ZM144 147H145V152H144ZM147 147V148H146ZM155 148H157L156 146L154 147V149ZM260 148V149H259ZM150 149V150H149ZM142 150V151H141ZM147 150V151H146ZM252 150H254V151H252ZM251 151H252V153H251ZM146 153V154H145ZM151 153V152H150ZM242 153V152H241ZM140 155L138 156L139 158H140ZM144 156V157H145ZM148 157H149V160H151L150 159V154H148L145 158H143V155H142V157L140 158V159H142V161H143V165H144V163H145V165L146 166H148V164H149V166L148 167H150V168H153L152 167V161H150L149 162V160H147L148 159ZM245 157H247V156H245ZM147 158V159H146ZM263 158V159H262ZM261 159V161H259ZM240 160V159H239ZM243 160H244V157H243ZM141 161V160H140ZM247 162H248V159L246 160ZM251 162V161H250ZM259 162H261V163H259ZM140 163H142V162H140ZM253 164V165H252ZM244 165H245V168H244ZM248 165H250V166H248ZM227 166V165H226ZM231 166V165H230ZM247 166V167H246ZM251 166H253V167H251ZM233 167V166H232ZM242 167H243V169H242ZM179 168V167H178ZM248 168H251V169H248ZM134 169V170H133ZM180 169V168H179ZM253 169V170H252ZM178 170V169H177ZM204 170V169H203ZM223 170V169H222ZM228 170H230V169H228ZM245 170H246V172H245ZM252 171V173L254 172H256L255 174L253 173V175H251L252 173H251V171ZM255 170V171H254ZM129 171H130V173H129ZM154 171H155V169H154ZM180 171H182V170H179V172ZM197 171H199V169L197 170ZM201 171V170H200ZM204 171H207V169H205ZM204 171H201L200 173H203ZM209 171V170H208ZM244 171V172H243ZM247 171L248 172H250V174H248L247 173ZM135 172V173H134ZM240 172H242V173H240ZM125 173H126V175H125ZM154 173V174H153ZM173 173H175L174 175H176V176H174L173 177V179H172V177L170 176V175H172ZM182 173H183V171H182ZM195 173V175L196 176H199V174L200 173H198L197 174V172L195 171L194 172ZM208 173H210V172H208ZM208 173H203V175L205 174L206 176H207V174ZM227 173H228V171H227ZM239 173V175H240V177H238L239 175H237ZM248 175H247V174ZM110 174H111V178L109 177L110 176ZM180 174H181V172H180ZM184 174V173H183ZM211 174V173H210ZM210 174H209V176H210ZM214 174H216V176H217V173H214ZM213 174V175H214ZM218 174H220V173H218ZM113 175H115L116 176V178L113 176ZM142 177H141V176ZM204 175V176H205ZM213 175H211V176H213ZM225 175H223L222 176V178H225ZM140 176V177H139ZM173 176V175H172ZM178 176H179V174H178ZM193 176H194V174H193ZM201 176H202V174H201ZM200 176V177H201ZM204 177L205 179H204V181L206 180V178L208 177ZM221 176V175H220ZM191 177V176H190ZM188 178V179H191L192 180V178ZM203 177V176H202ZM201 177V178H202ZM214 177H215V175H214ZM213 177V178H214ZM127 178H129V179H131V181L130 180H128ZM175 178H176V181L175 182H172V181H174L175 180ZM194 178H195V176H194ZM136 179H137V181H136ZM141 179V180H140ZM146 179V180H145ZM149 179V180H148ZM164 179V180H163ZM166 179V180H165ZM172 179V180H171ZM182 179V180H181ZM188 179H187V181H188ZM208 179V178H207ZM210 179V178H209ZM215 179V178H214ZM214 179H211V180H214ZM229 179V178H228ZM236 179V180H235ZM238 179V180H237ZM179 180V181H178ZM180 180H181V182H180ZM191 180H189V182L191 181ZM197 180H200V179H198V177H197ZM202 180H203V178H202ZM210 180V181H211ZM217 180H216V182H217ZM130 181V182H129ZM170 183H169V182ZM203 181V182H204ZM207 181V180H206ZM209 181V180H208ZM133 184H132V183ZM200 182V181H199ZM220 181H218V183H219ZM235 182H237V188H236V185H235ZM163 183V184H162ZM168 183V184H167ZM172 183V184H171ZM193 183H196L195 182V180L193 181ZM202 183V182H201ZM208 183V182H207ZM214 183H215V181H214ZM214 183L213 182H211V184L212 185H209V186H212L211 188H215L216 186H214ZM129 184V185H128ZM136 184V185H135ZM150 184V185H149ZM157 184V185H156ZM217 184V183H216ZM177 185V186H176ZM197 184H195V186H194V184H192V187L194 186V187H197L196 186ZM208 185V184H207ZM233 185H235V186H233ZM252 185H253V187H254V185H255V188L254 189H251V188H253L252 187ZM101 186V185H100ZM183 186L185 187L184 188V190H183ZM190 186V187H189ZM209 186H208V190H209ZM221 186V187H222ZM226 186H227V188L229 187V189H226ZM230 186H233L234 187V189L232 190V188L233 187H231V189H230ZM247 186H249L248 187V190L246 191L245 189H247V188H245V187H247ZM202 187H206V184H205V186L203 185V186H200V188H202ZM218 187V186H217ZM262 187V188H261ZM101 188V187H100ZM128 188V190H126ZM178 188H179V190H180V188L183 190V192H179L178 191ZM251 190H250V189ZM167 189V190H166ZM187 189V190H186ZM193 189V188H192ZM204 189V188H203ZM217 189V188H216ZM238 189H240L239 191H238ZM177 190V191H176ZM186 190V191H185ZM196 190V189H195ZM198 190V189H197ZM214 190V189H213ZM212 189H210L209 191H213ZM231 190V191H230ZM245 190V192H243ZM174 191V192H173ZM181 191V190H180ZM199 191V190H198ZM215 191V190H214ZM229 191H230V193H229ZM234 191V192H233ZM238 191V192H237ZM256 191V192H255ZM140 192V193H139ZM180 193V195H179V193ZM257 192H258V195H254L255 193L257 194ZM100 193H102V192H100ZM178 193V194H177ZM183 193V194H182ZM208 193V192H207ZM246 193V194H245ZM250 193V194H249ZM251 193L253 194L252 196H254V197H248L247 198V196H248V194H249V196L251 195ZM96 194H98V192L96 193ZM177 194V195H176ZM181 194L184 196L185 194H186V197H189V198H187L188 200H185L186 199V197L184 198L183 196H181ZM191 194H194L196 197L195 198H197L198 199V201L196 202V201H194L193 199H195V198H193V199H191V197H193V196H191ZM215 195V196H213V199H209L210 201H212V202H214V203H216L215 201H217V200H219V199H223V201H222V203H227V205H223L222 204V206L220 207V206H218V203L219 204H221V200H219V201H217L218 203H217V205H216V207H215V204H214V206H213V203L212 202H209L208 203V205L207 204H205V205H207L208 207H214V209H212V210H214L213 212H215V210H217L219 213L221 212H223L224 214H225V217L224 218H215V217H212V216H210V215H207V214H205V213H203V215H201L202 213H201V211L200 212H198V213H200V214H198L197 213V210L199 211V210H201L200 208V206H198L199 205V203H200V201L202 200H199V198L200 197H203L204 199H206L205 201H207V199L209 198V196H211V195ZM237 194L239 195V197L237 196ZM241 194V195H240ZM242 194H244L243 196H245V197H243L242 196ZM262 194V195H261ZM104 195V194H103ZM165 195V196H164ZM173 197H172V196ZM176 195V196H175ZM179 195V196H178ZM188 195V196H187ZM199 195V197H197ZM163 196H164V198H163ZM217 196V197H216ZM237 196V197H236ZM139 197H140V199H139ZM172 197V198H171ZM174 197H176V198H179V202H178V199L177 200H175L174 199ZM161 198L163 199V200H161ZM182 198H184V199H182ZM244 198V199H243ZM246 198V199H245ZM142 199V200H141ZM173 200V201H176V202H173V201H171V203H170V200ZM180 199H182L181 200V202H180ZM203 199V200H204ZM227 199H228V201H227ZM243 199V200H242ZM248 199H250V200H253V201H250V200H248ZM192 200H193V202H196V203H193L192 202ZM196 200V199H195ZM208 200V201H209ZM224 200L226 201V202H224ZM242 200V201H241ZM248 200V201H247ZM182 201H183V203H182ZM186 201V202H185ZM251 203H250V202ZM114 202H115V205H114ZM202 203H203V201H201ZM230 202V201H229ZM235 202H236V204H235ZM242 202V203H241ZM247 202H249V204H248V206H249V208H247V205L245 204V203H247ZM143 203V204H142ZM145 203V204H144ZM160 203V204H159ZM162 203V204H161ZM172 203H174V204H172ZM202 203H201V205H202ZM207 203V202H206ZM210 203H212V206H209V205H211ZM102 204V203H101ZM105 204H104V206H105ZM158 204L160 205L159 207L162 209V208H164V209H162V211H164L165 213H163L162 211H161V209L159 210L158 208H155L154 209V206L155 205H157L158 206ZM180 204V205H179ZM183 204V205H182ZM196 204H198L197 206H193V205H196ZM231 204H232V206H231ZM153 206V207H151V209H150V206ZM162 205V206H161ZM169 206L170 207V209H169V207L168 208H166V206ZM186 205V206H185ZM204 205V204H203ZM204 205V206H205ZM233 205H236V207L235 206H233ZM238 205V206H237ZM244 205V206H243ZM114 206V207H113ZM117 206L119 207V208H117ZM147 208H146V207ZM156 206V207H157ZM203 206V207H204ZM207 206H206V208H207ZM98 207H100V206H98ZM97 206L95 207V209H99L100 210V208H98ZM102 207H103V205H102ZM185 207V208H184ZM196 207H200L199 209L197 208L196 209ZM218 207H220L221 209H219ZM240 207H242V209L240 208ZM186 209V211L184 210V209ZM194 208V209H193ZM206 208H205V210H206ZM238 208H240V209H238ZM245 208V209H244ZM94 209V208H93ZM92 209V210H93ZM102 210H103V208H101ZM106 209V208H105ZM111 209H113V211L111 210ZM152 210V211H150V210ZM156 211V212H154V210ZM159 211H158V210ZM202 209H204V208H202ZM209 210H211L210 208H208ZM207 209V210H208ZM92 210H91V212H92ZM101 210V211H102ZM168 210V211H167ZM169 210H171V211H169ZM208 210V212L207 213H209V214H213V212H210ZM220 210V211H219ZM226 210V213L228 212V210L227 209H225ZM240 210V211H239ZM243 210H245L244 212H243ZM248 210H250L249 212H246V211H248ZM251 210H253V211H251ZM256 210V211H255ZM98 210H96L95 212H97ZM101 211H98V212H101ZM104 212H106L105 210H103ZM112 211V212H111ZM117 211V212H116ZM157 211L160 213V215L161 216H163V214L165 215V216H167L166 218L168 219V217L173 221V223H172V221H171V232H170V229L167 231L168 232V235L169 234H172V236L175 238V240H172V236L170 237L171 239L170 240H172V241H170L169 240V238L168 237H166V236H168L166 233V229L165 228H169L168 226L166 227V226H164L163 224H165V223H163L162 224V221L163 222H165L164 220H166V224L168 223V221H169V219L167 220L164 216H163V218H165L164 220H163V218H160L161 216L159 215H157L156 213H157ZM161 211V212H160ZM185 211V212H184ZM196 211V212H195ZM93 212H94V210H93ZM92 212V214H94ZM120 212V213H119ZM153 212H154V214H153ZM169 213V216H168V213ZM171 212V213H170ZM202 212H203V210H202ZM206 212V211H205ZM251 212V215H253L254 213L253 212H255V214H257V215H255L254 214V216H251L250 215V218L248 217L249 216V213ZM260 212V213H259ZM101 213H103V212H101ZM107 213H108V210H107ZM119 213V214H118ZM158 213V214H159ZM177 213V214H176ZM238 214V218L237 219H235L234 217H233V215L234 216H236L237 214ZM259 213V214H258ZM91 214V215H92ZM96 215H99V213L97 214V213H95ZM94 214V215H95ZM150 214H152V215H150ZM214 214H216V215H214V216H217L218 215V213L216 212V213H214ZM245 214H246V216H245ZM95 215V216H96ZM108 216H109V213L107 214ZM112 215V214H111ZM155 215H157V217L155 218L154 216ZM172 215V216H171ZM179 217H178V216ZM198 215H199V218H198ZM201 215V216H200ZM220 215L221 214H219V217H220ZM240 215V216H239ZM107 216V217H108ZM114 216L116 217V218H114ZM150 216V217H149ZM173 216H174V218H173ZM194 216V217H193ZM205 218H204V217ZM223 216V215H222ZM226 216H230L231 217V219L229 220L228 219V222L229 221H234V222H229V225L232 223H234L235 225H230V226H237V227H231V229H230V226H227L226 224L228 223L227 222V218H226ZM92 217V216H91ZM113 217V218H112ZM174 219H172V218ZM208 217H210V218H208ZM212 217V218H211ZM218 217V216H217ZM233 217V218H232ZM237 217V216H236ZM242 218V220L241 221H239L241 218ZM246 217H248V218H246ZM259 218V222H258V218ZM156 220H155V219ZM157 218H160V219H157ZM176 218V219H175ZM193 218H194V220H196V218L197 219H202V218H204L203 220H199V221H197L198 223H201V226H200V224H199V226L200 227H203V228H205V232L207 231V230H209L208 231V233H209V235L207 236L206 234H208V233H203V234H201L202 233V231H201V233H200V235H204V236H206V240L209 238V236H210V238H209V240H207L208 241V243H209V247L211 248V245H213V243L215 244V245H213L212 247H214V249L212 250V248H211V251H212V253H209L210 252V248L207 246L208 244L207 243H205V246H207L209 249H206L205 248V246H204V248H203V246L202 245H200V246H202V247H200V249L201 250H199V251H197V248H198V245L197 244H199V243H197V244H193L192 243V245H191V243H190V245L189 246H187L188 244H189V242H195L194 241V239L192 238L193 237V235L191 234V233H194V232H196V230L194 231V229H196V226H197V230H200V229H203V228H199V226L196 224L195 225V223L196 222H194V226H192L193 224H192V221H190V222H188L190 219H192L193 220ZM208 218V219H207ZM245 218H246V221L247 222H245ZM254 218H255V220H254ZM257 218V219H256ZM155 220L152 224H150L151 222H152V220ZM207 219V220H206ZM211 219V220H210ZM213 219H215V221L213 220ZM223 220L224 219V221H222V223H220V220ZM248 219V220H247ZM251 219H253V220H251ZM123 220V221H122ZM162 220V221H161ZM250 220V221H249ZM157 221H160V224H159V222H157ZM169 221V222H170ZM205 221H207L206 222V224H205ZM212 221V222H211ZM239 222L241 225H242V227H240L241 225H238V223H236V222ZM254 221V222H253ZM256 221H257V223H256ZM209 222H210V224H209ZM216 222V223H215ZM223 222H225L224 224H223ZM249 222V223H248ZM251 222V223H250ZM176 223V224H175ZM214 223V224H213ZM220 223V225H218V224ZM245 223V224H244ZM252 223H256V224H252ZM139 224H141V226L139 225ZM155 224V225H154ZM158 224V226L156 227V225ZM169 224V223H168ZM167 224V225H168ZM186 224H189V226L193 229H190V230H192L193 232H191V233H189V231L188 232H186V233H184L183 231H184V229H185V226L184 225H186ZM192 224V225H191ZM204 226H203V225ZM216 224V225H215ZM252 224V225H251ZM153 225V226H152ZM161 225V226H160ZM163 225V226H162ZM169 225V226H170ZM205 225H206V227H205ZM210 225V226H209ZM254 225V226H253ZM152 226V227H151ZM157 228V230H156V228ZM160 226V227H159ZM173 226V227H172ZM207 226H209V227H207ZM224 226H225V228H224ZM140 227V228H139ZM161 227H163L162 229H159V228H161ZM182 227H183V230H182ZM187 227H188V225H187ZM187 227H186V229H187ZM190 227H188V228H190ZM194 227V228H193ZM223 227V228H222ZM238 227H240L241 229H242V231H241V229L240 228H238ZM253 227H254V230H253ZM257 227V228H256ZM199 228V229H198ZM213 228V229H212ZM217 228V229H216ZM220 228V229H219ZM226 228H227V230H226ZM237 229V231H233V229ZM152 229V230H151ZM165 229V230H164ZM207 229V230H206ZM222 229V230H221ZM238 229H239V231H240V233H238L239 231H238ZM257 229V230H256ZM182 230V231H181ZM189 230V229H188ZM214 230V231H213ZM218 230H220V231H218ZM226 230V231H225ZM140 231V232H139ZM147 231V232H146ZM162 231V232H161ZM186 231V230H185ZM218 231V232H217ZM229 233H228V232ZM231 231H233V233L231 232ZM255 231H256V233H255ZM144 232V233H143ZM153 232H155V234L153 233ZM164 232V233H163ZM182 232H183V234H182ZM217 232V233H216ZM228 233V236H227V233ZM251 232H253L252 234L253 235H251L250 233ZM161 233V234H160ZM175 233V234H174ZM187 233H189V234H191V238H192V240H189V242H188V240L186 239L187 237H188V234ZM199 233L197 234V233H195V235L196 236H194V238H196L197 237V235H198V237H199ZM214 233L217 235L216 237L217 238H215V235H214ZM238 233V234H237ZM258 233V234H257ZM122 234V235H123ZM166 234V235H165ZM185 234H186V238L184 237L185 236ZM237 236H236V235ZM243 236H242V235ZM246 234V235H245ZM249 234V235H248ZM255 234H256V237H255ZM128 235V236H127ZM156 235H157V237H156ZM164 235V236H163ZM179 235H182L181 237L179 236ZM235 235V236H234ZM239 235H241V237L239 236ZM258 235V236H257ZM121 236V234L119 235V237ZM159 236H160V238L162 239V240H160V238H159ZM176 236V237H175ZM232 237V238H230V237ZM233 236L234 237H236L237 238V240L235 239L234 241H238V243H239V240H242L241 242H242V244H238L237 242H234L233 241ZM239 236V237H238ZM247 236V237H246ZM250 236H251V238H250ZM123 237V236H122ZM125 237H123V238H125ZM128 237H130V239L128 238ZM150 237V238H149ZM244 237V238H243ZM253 237H254V239H253ZM138 238V239H137ZM164 238V239H163ZM166 238H168V239H166ZM182 238V239H181ZM184 238L187 240H185V242L186 243H184L183 244V242H182V240H184ZM190 238V237H189ZM190 238V239H191ZM224 238V239H225ZM249 239L250 241L252 240V242L250 243V241L248 242L247 241V239ZM122 239V238H121ZM197 239H199V238H197ZM196 239V240H197ZM201 239H202V237H201ZM239 239V240H238ZM245 239V240H244ZM126 240V239H125ZM127 240V241H128ZM167 240H169V242H172V243H174L175 242V244H172V243H170L171 244V246L169 245V242L167 241ZM202 240H205V237H204V239H202ZM258 240V241H257ZM140 241V242H139ZM164 241V242H163ZM174 241V242H173ZM201 241V240H200ZM207 241H205V242H207ZM227 241V242H226ZM230 241V242H229ZM141 242H143V244L141 243ZM149 242H150V244H149ZM155 242V243H154ZM165 242H167V244L166 245H164L165 244ZM187 242H188V244H187ZM199 242V241H198ZM202 242V241H201ZM200 242V243H201ZM257 242H259V244L257 243ZM262 242V243H261ZM228 243L230 244V245H228ZM245 243H247V245L245 244ZM260 243H261V246H260ZM141 244V245H140ZM187 244V245H186ZM201 244H203L204 245V241H203V243H201ZM225 244V245H224ZM250 244V246L251 247H253V249H251V247L250 246H248ZM253 244H255V245H253ZM258 244V245H257ZM162 245V246H161ZM172 245H175V247H176V245L178 246L177 248L179 249V246H180V249H181V251H180V249L178 250V249H175V251H177L178 250V253L176 254V255H174L175 254V251H174V247L172 246ZM194 245V246H193ZM257 245V246H256ZM173 247L172 249H171V251H169L170 249V247ZM187 246V247H186ZM192 246H193V249H192ZM235 246V247H234ZM260 246V247H259ZM190 247V248H189ZM194 247H197L196 248V250L194 249ZM246 247V248H245ZM248 247H249V250H248ZM135 248H134V251H135ZM261 248H262V252H261ZM205 249V251H204V253H203V250ZM139 250V251H138ZM156 250V251H155ZM195 250V251H194ZM221 250H222V252L223 253H221ZM257 250V251H256ZM172 251H174V252H172ZM179 251H180V253L181 252H183V256H182V254H180L179 253ZM185 251V252H184ZM197 251V253L198 252H200V251H202L201 253H203V255H207V256H209V255H212V257H209L210 258V260L211 261H206V259H209V258H207V257H205L204 256V258H203V255L202 254H198L197 256H199V258H200V260H199V258H198V260H199V262H198V260H195L196 258V254L197 253H195ZM207 251H209L208 253H207ZM219 251V250H218ZM234 251V250H233ZM256 251V252H255ZM259 251V252H258ZM205 252L207 253V254H205ZM258 252V253H257ZM5 253V252H4ZM142 253H143V255H142ZM172 253H174V254H172ZM242 253V254H241ZM255 253V254H254ZM263 253V254H262ZM6 254L7 255H9L10 254V252L8 251V248L6 249ZM174 255L175 257L177 256V255H179V256H177V258H175L174 256H172V255ZM184 254H185V256H184ZM187 254V255H186ZM189 254V255H188ZM139 255V256H140ZM145 255H147V256H145ZM159 255V256H158ZM201 255V256H200ZM157 256V257H156ZM187 256V257H186ZM244 258H243V257ZM146 257V258H145ZM184 257L187 259H185L184 260ZM192 258V260H191V258ZM229 257V256H228ZM243 258L244 259V261H243V259H241L240 261H239V258ZM251 257H252V259H251ZM142 258V257H141ZM173 258H175V259H173ZM234 258V259H233ZM257 258H259V259H257ZM168 259H169V261H168ZM201 259H202V261H201ZM203 259H205V260H203ZM214 259V260H215ZM249 259H251L252 261H249ZM258 260L257 262H255L256 260ZM215 260V261H216ZM255 260V261H254ZM261 260V261H260ZM197 261V262H196ZM201 261V262H200ZM204 261H205V263H204ZM226 261H227V263H226ZM233 261H235V262H233ZM146 262H149L148 260H146ZM189 262V263H188ZM217 263H218V261H216ZM228 262H230V263H228ZM262 262V263H261ZM212 263H213V261H212ZM217 263H215V264H217ZM219 263V264H220Z\"/></svg>","mask_w":264,"mask_h":264}]
</instances>
